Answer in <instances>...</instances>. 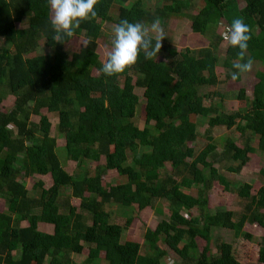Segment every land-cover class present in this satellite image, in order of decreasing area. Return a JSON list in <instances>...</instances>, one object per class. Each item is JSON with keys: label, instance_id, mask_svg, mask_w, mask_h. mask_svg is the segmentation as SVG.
<instances>
[{"label": "trees", "instance_id": "1", "mask_svg": "<svg viewBox=\"0 0 264 264\" xmlns=\"http://www.w3.org/2000/svg\"><path fill=\"white\" fill-rule=\"evenodd\" d=\"M166 1L154 7L150 0H99L97 16L82 21L73 37L57 42L49 0H0V39L7 44L0 49V103L7 94L14 96L11 107L0 106V198L6 205L0 210V264H73L70 255H81L86 245L82 264H164L168 252L161 244L181 264H243L232 244L216 241L212 247L213 232L227 229L254 243L245 226L264 228V184L256 193L249 183L236 189L243 205L237 221L231 210L211 211L214 183L226 192L233 193V188L209 159L217 163L213 130L222 127L251 135L244 146L237 145L233 135L224 142L223 157L238 163L228 167L232 173H240L256 148L264 153V0H243L244 7L240 0H204L191 15L192 29L211 37L210 46L179 50L166 37L156 58L146 59L141 52L135 65L106 76L101 69L108 56L101 62L97 53L103 23L127 19L148 26L159 17L165 24L189 6V0ZM114 3L118 7L112 15ZM238 17L252 29L245 59L263 66L256 72L252 99L244 88L235 95L218 88L233 81L239 49L230 45L222 59L223 37L215 28L222 22L230 27ZM73 40L79 45L69 55L65 45ZM221 62L224 80L217 72ZM137 87L144 88L142 105ZM233 95L240 109L226 112L223 100ZM140 106L143 127L133 121ZM43 111L56 114L64 136L62 157L77 163L75 172L64 169ZM32 114L40 115L39 120L32 121ZM193 117L206 119L208 125L207 144L201 149L195 146L200 132ZM101 157L104 163H98ZM85 160L94 167L89 169ZM109 170H116L124 182L107 186L103 177ZM36 174H49L52 183L44 187L41 180L33 181L31 195L23 180ZM260 174L264 177V169ZM64 188L79 199L78 206L59 198ZM163 204L170 215L146 230L147 253L138 242L123 243L136 220L129 215L132 208H155L162 215ZM114 206L127 216L123 225L111 222ZM196 209L199 215L193 216ZM85 215L91 217L90 224ZM47 224L52 232L40 228ZM200 240L206 243L202 249ZM257 255L264 264V238Z\"/></svg>", "mask_w": 264, "mask_h": 264}, {"label": "rangeland", "instance_id": "2", "mask_svg": "<svg viewBox=\"0 0 264 264\" xmlns=\"http://www.w3.org/2000/svg\"><path fill=\"white\" fill-rule=\"evenodd\" d=\"M132 1V0H130ZM151 6H163L167 1L166 0H150ZM204 0H189V6L188 8L184 9L183 14L178 16H172L170 19L166 20V23L162 24L164 31L166 33L167 39L170 40V43L176 47L179 50L190 48V49H202L210 46L211 44V37H207L206 35H203L201 33L194 32L192 29V21H191V15L198 13V11L203 7ZM245 2L243 0H240V7H244ZM117 7L118 4L114 3L113 7L111 9V14L115 15L117 13ZM51 17H52V10H51ZM18 27H20V24H16ZM150 26V25H148ZM113 23L112 21H106L103 23V34L101 38L98 40V46H97V53L99 55V60L101 62H105L108 53L112 51L113 45ZM229 28L226 22H222L219 24L216 29V34L221 35L223 37V34L225 31ZM154 35V34H153ZM7 44L0 39V49L2 47H5ZM78 41L73 40L70 43L65 45V49L67 53L70 55L72 51L76 50L78 48ZM230 44L228 41H225L223 39V42L221 43V53L220 57L223 59L225 57L226 51ZM163 56H159L158 59H163ZM263 66L259 63H254L253 70L250 73L242 74L241 80L239 83H235L234 81H228L226 83H223V86H219V90L224 92L231 90L230 92H233V94H236V91H238L240 88H244L246 90V95L250 99L253 98V89L258 82V79L256 77V72L258 70H262ZM218 74L221 76V79H225L226 70L223 67V64L219 65L217 69ZM135 92L140 97V104H144L146 102V98L144 96V88L137 87L135 89ZM209 92L208 89H203L202 93ZM231 96L228 100H223V106L225 108L226 112L234 111L240 109V102L237 100L236 97ZM14 101V96L7 94L5 98L1 101L0 106L4 108L11 107ZM44 115H48L49 120L51 122V135L57 138V153L59 154V158L61 162L63 163L64 169L68 173H73L77 170L76 166L77 163L72 160H66L64 157H62L63 152V145H64V136L61 134L57 128L58 118L56 114L49 113L46 114L45 111L42 112ZM143 113L141 110V106L139 107L138 115L136 118L133 119L136 125L143 127L144 126V120L142 118ZM40 116V115H39ZM38 115H31L32 121H38L39 120ZM192 120L196 122L198 125V130L200 132V139H198L195 143V146L198 145L199 149H201V146L204 147L206 143V137L205 132L208 128L206 119L201 117H193ZM11 129H14V127L9 126ZM15 130V129H14ZM229 135H233L236 139L237 145L244 146L246 143V138L248 136H251L249 132L246 133L245 136H241L239 132L235 130H227L225 128H216L213 130V136L217 139V157L215 158L217 160V163L210 158L209 160L213 162L214 167L219 169L220 173L223 174L230 182H231V188H233V193L226 192L222 185L218 183H214L213 188L211 189L210 195H209V208L211 211H216L218 209H226L231 210L235 212L234 219L237 221L240 218V215L242 213L243 205L240 202V199L238 198L237 193L235 192L238 187L241 185H244L246 183H249L253 187V192L256 193L261 186L264 184V177L260 174L261 170L264 169V153L260 152L256 147L258 145V141L255 137H253V146L256 148V152L250 154V161L243 167V169L238 174H234L231 171L228 170L229 166L236 167L238 163L234 161H230L229 159L223 157V144L226 141L227 137ZM60 151V152H59ZM131 158V157H130ZM225 158V159H224ZM98 163H104V158L101 157L100 161ZM85 165L89 166V169L94 167V163L90 160H85ZM166 169L170 171L171 166L168 164ZM21 180V178H19ZM41 180L44 184V187H49L52 183L51 177L49 174L46 175H34L32 178L24 179V183L28 188L29 194L33 195L35 194V190L32 187L33 181ZM103 182L109 186L113 183H123L124 178L119 175V173L116 170H109L103 177ZM193 195H196V189H192L190 191ZM68 195H70L68 197ZM59 198L65 199L69 198L70 203L78 206L79 199L74 198L70 194V188H64L61 191V194ZM165 206L163 210V214H158L157 210L155 208H147L143 211H140L138 207L132 208V211L130 212V216H133L136 218L134 224L132 225L130 231H127L124 233L122 241L123 243L126 241H135L141 244L142 246V253H147L148 250V244L144 239L145 232L148 228L155 229L159 222H161L163 219H168L170 212L169 208L166 204H163ZM6 205L3 199L0 198V210L5 209ZM112 212V218L111 222L115 224L123 225L126 221V215L123 213V209H118L117 206H114L111 209ZM264 212V211H263ZM193 216H198L199 211L193 210L191 213ZM190 214V215H191ZM85 221L86 223H91V217L88 215H85ZM23 225L26 224V222L22 223ZM52 225H43L40 226L41 229L52 232L53 228ZM245 231L252 234L254 236L255 242H250L243 238H236L233 231L227 230V229H216L213 232V238L214 242L212 243V247L215 248V242L216 241H223L232 244L233 246V252L234 256L243 264H260L258 261V243L262 242V239L264 238V228L257 225V224H247L245 226ZM205 241H199V246L202 249L205 245ZM161 247L164 248L168 252V258L164 259V264H168V259L171 257L175 264H181V260L175 255L174 252H172L170 249H168L164 244H161ZM215 251V249H213ZM88 254V247L86 245V250L81 255H76L75 253H72L70 255V258L72 260L73 264H82L85 259L87 258ZM99 264H107L106 262H100Z\"/></svg>", "mask_w": 264, "mask_h": 264}, {"label": "clouds", "instance_id": "3", "mask_svg": "<svg viewBox=\"0 0 264 264\" xmlns=\"http://www.w3.org/2000/svg\"><path fill=\"white\" fill-rule=\"evenodd\" d=\"M98 3L99 0H49L52 10L51 24L56 33L53 40L60 42L73 37L82 21L97 16L95 8ZM113 32V48L101 69L108 77L121 74L135 65L141 52L146 59L156 58L163 46L162 41L166 38L159 17L150 26L124 19L114 25ZM223 39L239 49V60L232 65L236 71L231 73V79L236 81L242 74L253 70L254 60L251 57L245 59L249 41L252 39V29L242 17L235 18L223 34ZM168 264H175V261L170 257Z\"/></svg>", "mask_w": 264, "mask_h": 264}]
</instances>
